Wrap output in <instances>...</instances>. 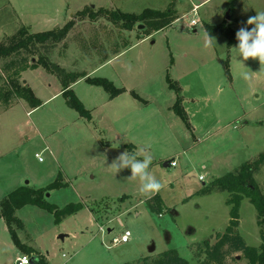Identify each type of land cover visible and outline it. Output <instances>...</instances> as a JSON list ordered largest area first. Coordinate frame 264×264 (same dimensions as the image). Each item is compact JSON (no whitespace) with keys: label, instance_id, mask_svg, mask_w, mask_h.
Instances as JSON below:
<instances>
[{"label":"rangeland","instance_id":"374dc122","mask_svg":"<svg viewBox=\"0 0 264 264\" xmlns=\"http://www.w3.org/2000/svg\"><path fill=\"white\" fill-rule=\"evenodd\" d=\"M189 1L0 0V44L22 27L40 33L72 22L66 38L55 47L45 46L44 55L69 73H83L117 53L92 76L125 90L108 101L99 87L75 85L72 91L89 119L80 117L63 96L33 111L23 102L4 112L0 109V201L26 183L33 189L45 188L60 174L64 185L47 193L49 204L58 209L84 205L58 224L52 214L36 207L16 212L24 225L17 232L20 243L48 264H137L168 250L196 264L195 246L213 244L225 231L228 194L201 191L264 152V66L251 58L242 61L232 49L237 44L227 48L221 35L206 46L203 26L230 22L232 29H250L253 26L246 21L264 11V0H227L226 5L224 0H210L198 12L190 11ZM168 8L182 17L143 41H138L142 24L126 32L105 18L89 22L81 17L88 9L139 14ZM245 72L250 79L243 78ZM6 78L0 72V87ZM167 78L179 88L190 129L172 110L176 94L168 88ZM21 79L28 80L38 99L61 87L41 68L25 71ZM139 147L148 148L153 157L149 171L162 184L151 197L140 193L138 179H128L130 169L114 174L109 168L121 153ZM172 159L176 166L164 167ZM254 180L264 195V165ZM156 195L161 199L159 213L149 209ZM125 230L131 234L129 242L112 245ZM236 231L247 246L260 245L256 210L247 199L240 202ZM18 255L30 257L14 246L0 220V264H13ZM225 264L248 262L236 252Z\"/></svg>","mask_w":264,"mask_h":264},{"label":"trees","instance_id":"16d2710c","mask_svg":"<svg viewBox=\"0 0 264 264\" xmlns=\"http://www.w3.org/2000/svg\"><path fill=\"white\" fill-rule=\"evenodd\" d=\"M231 5L230 3L228 10H232ZM81 17L87 18L89 22H95L99 17H102L126 32H132L136 29V26L142 24L144 30L138 41L164 30L178 19L176 11L172 8L163 11L147 9L139 14H127L119 10L109 11L106 9L94 12L88 9L87 13L81 14ZM72 27L73 23L69 22L61 29L40 33H29L28 28L22 27L14 36L9 38L8 42L0 44V62H2L0 72L7 74L6 84L0 87V109L2 108L3 112L21 102L27 104L30 110L41 107V101L35 97L29 85L24 84L23 79H21L23 72L37 68L45 70V72L54 75L59 80L62 88L61 95L68 99V106L77 111L82 118L89 119L90 114L71 89V86L77 81L83 79L87 84L103 89L109 100L125 92L124 89L116 88L111 81L105 78L89 77L82 73H69L59 64L54 63L50 57H47L48 55H44L42 49H45V46L47 48L55 47L61 43ZM203 28L207 35L209 34L212 37L221 35L227 39V48H231L238 43L235 38L236 31L232 29L230 22H224L219 26L205 24ZM108 57L106 56L103 61H107ZM225 69L228 77H230L227 65ZM166 80L168 88L176 94L172 110L190 129L186 113L181 105L179 88L169 78ZM131 94L137 98L136 94L133 92ZM263 165L264 152L259 154L253 161L241 164L235 171L215 179L209 187L201 191L202 194L227 193L226 203L230 210L228 225L222 234L216 236V241L213 244L204 241L195 246L193 257L196 264H225L227 257L236 252H241L248 264H264V195L254 180V175ZM63 185L59 174L55 182L45 188L33 189L29 186H20L0 201V220L4 221L14 246L30 255L31 264H48V262L38 252L26 249L20 243L17 232L23 231L24 225L16 216V212L26 206L36 207L52 214L56 224L69 216L75 215L84 207L83 204H68L62 209H58L56 206L49 204L46 199L48 192L59 189ZM243 199H247L256 210L260 237L258 247L247 246L236 231L239 205ZM149 209L152 212L159 213L161 199L157 195L149 201ZM89 210L92 213L94 212L92 207H89ZM137 264H189V262L181 258L175 250H168L155 257L142 258Z\"/></svg>","mask_w":264,"mask_h":264},{"label":"clouds","instance_id":"9594fccd","mask_svg":"<svg viewBox=\"0 0 264 264\" xmlns=\"http://www.w3.org/2000/svg\"><path fill=\"white\" fill-rule=\"evenodd\" d=\"M246 24L253 27L249 29L243 26L236 31L235 38L238 43L232 49L242 58V61H247L250 58L258 60L262 67L264 66V11H258L255 16L249 17ZM213 42H215L214 37L208 34L206 46H211ZM128 70L131 71V65L128 66ZM242 76L245 80L250 79L248 72L243 73ZM138 156H143V159H138ZM152 160L153 157L148 148L139 147L134 152L121 153L113 160L109 168L113 170L114 174L123 169H130L131 175L128 179H138L140 193L151 197L162 188L161 182L149 171Z\"/></svg>","mask_w":264,"mask_h":264},{"label":"crops","instance_id":"0c3cea01","mask_svg":"<svg viewBox=\"0 0 264 264\" xmlns=\"http://www.w3.org/2000/svg\"><path fill=\"white\" fill-rule=\"evenodd\" d=\"M189 1V0H188ZM208 1H210V0H201L199 3L198 2H195V0L194 1H189V3H190V5H191V10L190 11H192V12H198V11H200L201 10V7L203 6V5H205V3H207ZM225 1V2H224ZM223 1V3H225L224 5H226V2H227V0H224ZM240 1H242V0H240ZM230 4V2L228 3V5ZM223 5V6H224ZM193 9V10H192ZM205 14V13H204ZM177 17H178V19H180L182 16H179V15H177ZM177 19V20H178ZM177 20H175L173 23H175ZM205 24H208V25H211V23H205ZM204 24V25H205ZM239 28H236L235 27V31H237ZM148 39V38H147ZM143 40H145V39H143ZM143 40H140V41H143ZM124 52V51H123ZM118 56V54L116 55V56H114L113 58H111L110 60H107L106 62H104L103 64H100L97 68H95L94 70H91L90 72H83L82 74H85L86 76H89V77H93L92 75L95 73V71H97L99 68H101V67H103L104 65H106V64H108L112 59H114L115 57H117ZM60 65V64H59ZM35 70H37V69H35ZM35 70H28V71H35ZM24 73V72H23ZM25 80V83L27 84L28 83V80L27 79H24ZM82 82H85L83 79L82 80H79V81H77L75 84H73L72 86H71V89L73 90L74 89V87H75V85H78V84H80V83H82ZM86 83V82H85ZM29 85V84H28ZM29 87H30V85H29ZM31 89H32V91L34 92V90H33V88L32 87H30ZM62 94V88L60 87L56 92H54V93H52V94H50V95H48V96H46L45 98H42V99H40L39 98V100L41 101V103H42V105H41V107H39L38 109H41L45 104H47V103H49L50 101H52L55 97H60V96H62L61 95ZM80 101V100H79ZM108 101H109V99H108ZM112 101V100H111ZM31 111H33V110H31ZM30 111V112H31ZM30 112H27L26 114L28 115ZM38 155V154H37ZM173 160V159H172ZM167 165L165 166L166 168H168V162L166 163ZM108 232H111V230H108ZM18 256H20V255H18ZM17 256V257H18ZM16 257V258H17Z\"/></svg>","mask_w":264,"mask_h":264},{"label":"built area","instance_id":"2783aa9c","mask_svg":"<svg viewBox=\"0 0 264 264\" xmlns=\"http://www.w3.org/2000/svg\"><path fill=\"white\" fill-rule=\"evenodd\" d=\"M193 28L197 25L194 21L190 24ZM39 155H35V157H38ZM176 166L175 160H171L168 162V167L174 168ZM201 179V177H200ZM101 231V228L99 229ZM131 237V234L129 231L125 230L119 237L112 239V245H118V244H125L129 242V239ZM13 264H31L30 257L27 255H20L18 256Z\"/></svg>","mask_w":264,"mask_h":264},{"label":"water","instance_id":"95a60500","mask_svg":"<svg viewBox=\"0 0 264 264\" xmlns=\"http://www.w3.org/2000/svg\"><path fill=\"white\" fill-rule=\"evenodd\" d=\"M226 20H229V15H228V13L226 14ZM139 28H142V26H139ZM23 83L25 84V81H23ZM166 165H167V164L165 163V164H164V167H165ZM26 185H28V184L26 183L25 186H26ZM48 197H49V194L46 195V198H48ZM61 238H62V237H61Z\"/></svg>","mask_w":264,"mask_h":264}]
</instances>
